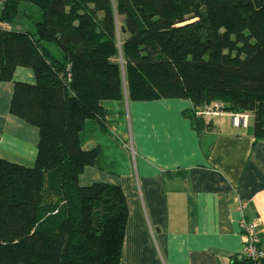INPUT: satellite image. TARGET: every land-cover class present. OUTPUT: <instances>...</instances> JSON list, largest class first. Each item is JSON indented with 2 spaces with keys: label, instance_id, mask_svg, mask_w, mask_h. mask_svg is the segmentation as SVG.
<instances>
[{
  "label": "trees",
  "instance_id": "16d2710c",
  "mask_svg": "<svg viewBox=\"0 0 264 264\" xmlns=\"http://www.w3.org/2000/svg\"><path fill=\"white\" fill-rule=\"evenodd\" d=\"M22 3L41 18L0 28V81L32 71L34 83L13 82L9 113L39 138L31 166L0 159V264H118L126 202L117 185L78 184L97 155L79 144L84 121L107 130L99 102L125 92L190 100L196 131L212 120L196 112L219 102L264 140V0H5L1 18L13 25Z\"/></svg>",
  "mask_w": 264,
  "mask_h": 264
},
{
  "label": "crops",
  "instance_id": "0c3cea01",
  "mask_svg": "<svg viewBox=\"0 0 264 264\" xmlns=\"http://www.w3.org/2000/svg\"><path fill=\"white\" fill-rule=\"evenodd\" d=\"M34 83L16 67L0 81V159L31 166L38 129L9 113L13 82ZM107 130L86 119L82 149L96 148L94 163L78 175L82 186L117 185L127 215L118 264H229L241 253L240 220L256 221L264 250V140L228 115L196 131L183 111L188 99L99 102ZM249 264V263H247Z\"/></svg>",
  "mask_w": 264,
  "mask_h": 264
},
{
  "label": "built area",
  "instance_id": "2783aa9c",
  "mask_svg": "<svg viewBox=\"0 0 264 264\" xmlns=\"http://www.w3.org/2000/svg\"><path fill=\"white\" fill-rule=\"evenodd\" d=\"M4 2L5 0H0V28L10 30L13 28V25L1 18ZM196 114L211 119L228 115L231 118L232 125L237 127H247L249 119H251V115L248 113H232L221 110L219 102L204 105ZM240 228L244 236V243L241 253L238 254L239 257L246 260L249 264H264V250L259 245L257 222L242 218L240 220Z\"/></svg>",
  "mask_w": 264,
  "mask_h": 264
},
{
  "label": "rangeland",
  "instance_id": "374dc122",
  "mask_svg": "<svg viewBox=\"0 0 264 264\" xmlns=\"http://www.w3.org/2000/svg\"><path fill=\"white\" fill-rule=\"evenodd\" d=\"M20 15L16 19V21L13 24V29L14 30H20V31H25V30H32L34 22L39 21L41 16L40 12L38 11L37 8L33 6H29L27 4L22 3L20 6ZM117 20H121V17H118ZM119 25V23L117 22ZM122 39V35L117 33V40H116V46L118 49V54L112 59L114 62H117L120 65L121 69V77H122V83L125 85V82L123 81L124 79V73H123V61L121 59L120 55V41Z\"/></svg>",
  "mask_w": 264,
  "mask_h": 264
}]
</instances>
